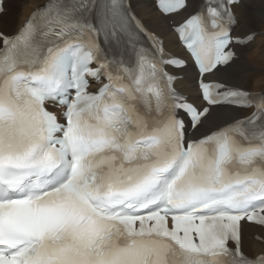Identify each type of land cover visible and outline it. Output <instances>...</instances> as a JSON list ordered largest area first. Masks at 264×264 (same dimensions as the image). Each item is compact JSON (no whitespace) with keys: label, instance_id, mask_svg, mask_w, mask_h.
<instances>
[{"label":"snow or ice","instance_id":"obj_1","mask_svg":"<svg viewBox=\"0 0 264 264\" xmlns=\"http://www.w3.org/2000/svg\"><path fill=\"white\" fill-rule=\"evenodd\" d=\"M240 2L154 0V30L132 0H35L0 30V264H264V93L209 79L264 37L232 35Z\"/></svg>","mask_w":264,"mask_h":264},{"label":"bare ground","instance_id":"obj_2","mask_svg":"<svg viewBox=\"0 0 264 264\" xmlns=\"http://www.w3.org/2000/svg\"><path fill=\"white\" fill-rule=\"evenodd\" d=\"M13 1L7 0L8 13L0 16V30L11 33L18 23H22L31 12L35 0H19V5L12 7ZM133 8L137 14L144 19L149 28L156 29L161 23L158 20V14L154 9V0H132ZM201 0H189V8L177 20L184 17L200 6ZM19 10V11H18ZM239 23L233 28L234 36H243L251 29L260 31L264 28L261 24V18L264 17V0H241L240 6L235 9ZM166 26V25H165ZM173 41L169 45V50L187 60V66L174 72L181 79L177 83L179 90L185 92L191 99L197 97L196 76L197 73L193 63L186 51L179 45L175 35L169 37ZM238 59L230 66L221 68L214 76L209 79L238 86L249 90L250 92L264 89V37H258L254 43L237 46ZM215 115V112H214ZM247 238L250 243L253 242V235L259 231L252 226L247 227Z\"/></svg>","mask_w":264,"mask_h":264},{"label":"rangeland","instance_id":"obj_3","mask_svg":"<svg viewBox=\"0 0 264 264\" xmlns=\"http://www.w3.org/2000/svg\"><path fill=\"white\" fill-rule=\"evenodd\" d=\"M16 4H18V6H19V8H20V5H19V0H15V1H13V4H12V7H16ZM7 5H8V3H7ZM8 7V6H7ZM19 11V10H18ZM8 13V9H7V12H6V14ZM264 90V89H263ZM263 90H260V91H263ZM258 92V91H257Z\"/></svg>","mask_w":264,"mask_h":264}]
</instances>
